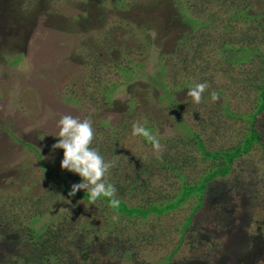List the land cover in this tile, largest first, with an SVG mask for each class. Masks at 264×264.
<instances>
[{
	"label": "rangeland",
	"instance_id": "obj_1",
	"mask_svg": "<svg viewBox=\"0 0 264 264\" xmlns=\"http://www.w3.org/2000/svg\"><path fill=\"white\" fill-rule=\"evenodd\" d=\"M220 1L45 0L50 2L47 8L33 7L31 15L24 14L23 20L12 16L14 1L0 0L2 221L18 212L21 201V220L27 222L33 212L24 197H43L44 205L39 209L43 216L32 225L39 229L51 227L58 239L73 240L77 245L79 224L91 229L96 225L106 226V220L115 217L100 201L90 207L74 197L48 199L49 188L55 183L46 177L42 165L50 164L51 168L61 163L63 150L53 151L52 145L58 142V121L66 114L81 120L91 118L95 129L92 147L106 150L102 151L104 158L114 163L110 170L115 169L125 187L116 192L130 206L143 204L145 192L152 185L165 184H160L161 196L175 193L179 185L176 177H169L170 184H174L167 185L163 175L153 170L149 188L130 192L125 183L134 167L144 168L149 163L144 159L159 161V164L169 159L172 163L183 161L184 173L187 171L192 178L200 175L201 155L193 143L182 141L179 119L204 140L210 138L211 150H225L232 145L228 141L231 135L227 126L234 121L219 113L221 105L242 115L251 113L255 106L253 84L264 76L261 63L264 0H225V5L233 2L236 8H246V15L258 18L247 23L229 21L234 7L230 6V12ZM180 9L185 13H179ZM187 18L194 19L198 26L193 28ZM139 25L149 30V46L143 45L146 38L141 32L136 34ZM182 39L185 44L180 43ZM249 43L259 52H252L251 59L242 64L225 66L222 59L228 52L223 45L240 47ZM175 44L181 45L178 59L182 63L176 66L181 70L183 66L186 68L178 76L176 72L171 80L178 85L191 80V86L206 82L209 88L205 93L217 89L224 93L216 102L203 97L204 102L195 103L194 108L200 111L197 119L192 116L198 111H192L189 96L184 99V92L173 93L174 100L182 105L178 114L174 106L160 103L159 98L166 99L161 91L152 92L157 99L148 105L144 103L145 94L133 89L140 86L144 92L147 90H144L145 76L138 75L126 86L124 72L119 70V67L142 65L146 75L152 74L158 58L164 64L173 63ZM193 51L196 57L192 59ZM17 53H21L19 63H10L17 58ZM235 80H242L241 84L236 86ZM213 115L215 118L211 120L216 128H208L207 117ZM260 117L256 126H261L264 136V112ZM136 121L151 127L152 133L158 135L163 146L161 152H154L152 145L143 141L144 137L132 136V124ZM240 125L237 121L232 127L237 131ZM234 136L238 142L242 138L241 133ZM263 150L254 145L248 155L233 163L228 176L216 180L219 183L212 185L207 203L213 207V215L208 210L201 214L200 210L181 244L179 240L185 232L182 226L191 205L161 216L135 219L133 223L121 220L127 224L126 233L116 235L111 243L103 241L104 235L101 239L92 235L88 252L65 245L57 260L51 261L45 255L44 264H264ZM111 151H118L120 155L112 157ZM84 205L89 206L87 210ZM62 208L69 211L62 212ZM28 223H21L19 229L0 225V264H27L22 254L35 251L32 238L37 231L28 228ZM47 238L49 244L55 245L56 239ZM175 249L172 258L165 259ZM10 260L13 262L8 263Z\"/></svg>",
	"mask_w": 264,
	"mask_h": 264
},
{
	"label": "trees",
	"instance_id": "obj_2",
	"mask_svg": "<svg viewBox=\"0 0 264 264\" xmlns=\"http://www.w3.org/2000/svg\"><path fill=\"white\" fill-rule=\"evenodd\" d=\"M9 1H14L13 7V12L12 16L13 17H20L21 19L24 18L25 15H31L30 10L33 7H45L47 8V4L50 2H45V0H9ZM254 1V0H253ZM222 6L225 7L227 6V10H230V6L234 7V12L231 13L230 16H228V20H234V21H240V22H251V20H257L258 18L253 15V16H248L245 14L246 8L239 9L236 8L233 4V2L230 5H225L226 2L225 0L220 1ZM118 4V3H117ZM120 6V5H119ZM246 6V5H245ZM247 7V6H246ZM179 13H185L183 9L178 10ZM231 12V10H230ZM23 16V17H22ZM12 17V18H13ZM186 21L189 24L193 25V28L198 26V23L191 18H187ZM71 25V24H69ZM264 29V26L262 27ZM142 33L144 37L146 38L145 41L143 42V45H148V33L149 30L146 28V26L139 25L136 30V34ZM194 37H190L189 40H193ZM249 40V39H248ZM184 43L183 39L180 41V43ZM250 42V40H249ZM188 43V42H186ZM179 44V43H178ZM185 44V43H184ZM176 45V44H175ZM149 46V45H148ZM199 47L200 45L197 44ZM181 45H176L174 49V54H175V59L173 60V63L171 62L170 64H164L161 59H157L158 65L157 68L154 69V72L152 74H147L144 72L142 65H137L135 68L138 69V71H134L135 68H122L119 67L120 72L124 76L125 80V85L128 86L131 81V79L137 77L138 75H142V77L145 76V92L142 90L143 87L141 88L140 86H137L138 88H133L136 89L135 92L144 93L145 94V99H146V104L151 105L155 102L157 97L152 95V92L154 90L161 91L166 95V99H161L160 103L166 102L168 106H174L176 109V114H178L179 111H177L182 105L180 103H177L174 100L173 93H180L184 92L183 96L184 99L188 97L187 92L189 88L191 87L192 83L191 80H184L181 81L180 84L178 85L177 83H174V80H171L172 77L177 76L178 74L182 73V71L186 68L183 66V70H181L178 66H176V63H182L180 62L179 58V53H181L180 49ZM222 48L228 52V55L222 59L225 61V66L227 67H233L235 65L242 64L246 61H249L251 59V53L252 52H259L257 48H254L253 46L250 45H245V46H240V47H234L233 46H228V45H223ZM85 55H87V52H85ZM84 55V56H85ZM173 55V52L171 53ZM4 55H2V58ZM21 57V53H17V58L10 62L12 64H18L19 60ZM160 57H163L161 55ZM196 57L195 51H193V57L192 59ZM191 59V61H192ZM218 62V61H217ZM261 63L264 64V56L261 60ZM117 66V65H116ZM224 66V67H225ZM197 68L193 71L196 72ZM196 74V73H195ZM197 75V74H196ZM261 81H254V91H255V106L252 109L251 113L242 115L238 113H233L230 111V109L227 107V105H221L222 111L219 113L220 116L222 117L225 115V118L232 119L234 122L227 126V130L229 131L231 138H228V141L232 142V145L225 149V150H219V149H214L211 150L210 148V138H204L196 134L188 125H186L181 119L178 120V125L179 128H181L179 136L182 138V141H186V143L191 142L194 144V146L197 148V151H199V155H201V169L200 175L198 177H189L188 172L184 173V170L181 169L183 168V161H179L178 163H175V160L170 162V159L168 162L160 163L159 161H153L151 159H144V162H149L144 168H140L138 166L134 167L133 174L131 176H128L129 178L127 179L125 185L127 186L126 189H128L130 192L134 191H143L144 189L149 188L150 182H151V177H152V172L155 170L159 175L162 174L163 178L166 182L167 185H173L174 183L170 184L169 177L170 179H173L174 177L177 178L178 180V188L175 193H167L164 194L163 196L160 195V191H163L162 185H165L164 183H160L159 185H152L150 189H147L148 191L145 192V198H144V203L141 205L137 206H130L128 205L125 201H123L121 198L122 196L116 192L117 198L121 201L120 206L118 209L111 208L109 206V198L106 197H100L95 203H92L88 197V194L85 193L84 191H79L77 194L74 196L75 199H78L79 201H82L83 203L85 202L87 205L93 206L98 204L100 201L106 208L109 209V212L115 214V217L118 216V219L112 218L110 220H106V226H99L96 225L91 229L87 228L85 225L79 224V229L77 232L79 233L77 237V245H75L74 241L71 240L69 242H65V239H58V235L56 234L55 230L52 229L51 227H40L35 228L32 224L39 221L43 214L39 212L40 205L43 204L42 198L41 197H24L27 202H29V207L33 214L28 218V228L35 229L37 230L34 234V237L32 238L34 241L33 244H35L36 248L35 251L32 253H29L28 255L22 254V260L27 263V264H32L35 262H41L39 264H44V259L46 258L45 255H49L51 261L57 260V256L59 253L63 252V248L65 245H73L75 248L79 249L80 252H88V248L92 247V245L89 244L90 236L94 235L96 238L101 239L103 238L102 236L104 235V242L106 243H111V241L114 238H117L116 235L118 236L119 234H124L126 233L127 230V224L120 222L122 221H127L133 223L135 219L139 220H144L152 215L155 216H161L164 213L167 212H172L178 209H182L184 206L191 205L190 206V214L185 218V222L182 226V229L185 228L184 234L180 237L179 243L181 244L183 239L187 235L188 229L197 221V216L200 210L202 211L201 214H204V211H207L211 213V216L213 215V207H211L208 203V194L211 193V187L214 183H219L216 181L219 178H225L228 176V174L232 171V166L233 163H235L237 160H241V157L244 155H248L251 150L254 148V145H258L260 147L264 148V136L261 133V126L260 128L258 127V122L260 116L264 112V76L260 77ZM231 81V80H230ZM242 80H235L233 84L238 86L241 84ZM142 84V83H141ZM176 84V85H175ZM176 87H175V86ZM241 87V85H240ZM216 91L219 96H224L223 92L219 89L214 90ZM187 96V97H186ZM221 96V97H222ZM204 98L206 100H210V93H204ZM205 100V101H206ZM188 102L191 103L192 105V111H198L195 112V114L192 117L198 118V113L200 112L198 109H195V103L193 102V99L189 96ZM204 102V101H203ZM130 103L132 104V100L130 99ZM210 120L206 121L208 122L207 127L208 128H216L214 123L212 122L211 119L214 120V115L210 118L207 117ZM247 118L249 119V122H246ZM237 121L241 122V125L238 126V130L232 126H234V123ZM258 125V126H256ZM202 126V125H201ZM200 126V127H201ZM151 132L152 128L147 127ZM202 128V127H201ZM218 128V127H217ZM204 127L202 128V130ZM219 130V128H218ZM218 130L216 129V133H218ZM220 132V130H219ZM184 133V137L182 134ZM237 133L242 134V138H240V141H237V137L234 136ZM226 135V133L224 134ZM144 142L149 143L145 139H143ZM213 145V143H212ZM114 147V145H113ZM33 148V147H32ZM108 148V147H107ZM35 149V148H34ZM99 150L100 154L104 157L103 152L105 149H100L96 148ZM109 150V148H108ZM110 151V150H109ZM166 152V151H165ZM168 152V151H167ZM166 152V153H167ZM112 157L119 156L120 153L118 151L113 152L111 151L109 153ZM264 154V150H263ZM169 156H167L168 158ZM106 160V159H105ZM133 161L137 162L136 159H133ZM182 163V164H180ZM61 163H58L56 166H52L51 168L49 167L50 164H43V171L47 173V178H50L54 181L56 184H52L53 187L49 188L48 191V199L54 201L55 199H58L60 197H66V199L69 198L68 192L71 189V185L74 183H80V177L77 175H74L72 173H69L66 170H61L60 167ZM173 164V165H172ZM198 167L200 164H196ZM162 166V167H161ZM191 166V165H188ZM182 170V171H181ZM113 173V179L111 178V175ZM107 182L111 183L115 186L116 191L125 189V187L122 184L123 181H121L116 173L115 169L109 170V173L107 175ZM166 178V179H165ZM109 179V180H108ZM215 181V182H214ZM194 198L195 201L191 203L190 199ZM20 204L18 205V212H14V214L11 216H8V219L5 221H2L0 217V225L4 226H11L16 229H19L21 223H27L26 221H23V209H21V201L19 202ZM191 203V204H190ZM44 205V204H43ZM85 209L89 206H85ZM87 210V209H86ZM5 212V211H3ZM2 212V213H3ZM258 213L261 215L263 211H258ZM97 216V212L95 211L94 213ZM31 222V223H30ZM138 222V221H137ZM3 223V224H2ZM123 224L122 228L121 225ZM139 224V223H138ZM4 231V230H3ZM1 232V231H0ZM48 237H53L56 239L55 245H51V243H48ZM41 237V238H40ZM65 236H62V238ZM0 239H2L1 233H0ZM64 243V245H60L61 243ZM48 247L51 248V250H48ZM67 247V246H66ZM177 251L175 249L170 253V255L166 256L165 259H171L173 254ZM13 262L12 260L8 261V263ZM17 264V263H16Z\"/></svg>",
	"mask_w": 264,
	"mask_h": 264
},
{
	"label": "clouds",
	"instance_id": "obj_3",
	"mask_svg": "<svg viewBox=\"0 0 264 264\" xmlns=\"http://www.w3.org/2000/svg\"><path fill=\"white\" fill-rule=\"evenodd\" d=\"M208 88L209 85L206 82L198 83L189 88L187 95L193 99L194 103L200 104L203 102L204 93ZM210 97L212 102H216L220 98L216 91H212ZM58 128V142L52 145V150H63L61 170L77 175L81 180L80 183L71 185L68 196L74 197L77 192L84 191L92 203H95L100 197H106L109 198V206L118 209L121 201L116 196V188L106 181L114 163L106 161L99 150L92 147L95 129L91 118L81 120L66 114L59 119ZM131 134L134 137H144L152 145L154 152L159 153L163 150L158 135H154L145 127L144 123L134 122ZM68 202L70 203L69 200ZM60 211H69V209L62 208ZM118 218V216L114 217V219Z\"/></svg>",
	"mask_w": 264,
	"mask_h": 264
}]
</instances>
